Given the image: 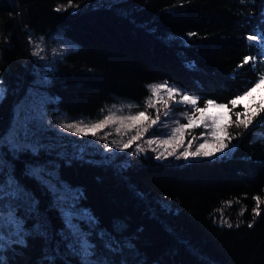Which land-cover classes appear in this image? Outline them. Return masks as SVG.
<instances>
[{"label": "trees", "instance_id": "obj_1", "mask_svg": "<svg viewBox=\"0 0 264 264\" xmlns=\"http://www.w3.org/2000/svg\"><path fill=\"white\" fill-rule=\"evenodd\" d=\"M68 3L0 0V86L6 89L0 97V134L12 127L17 106L38 86L51 97L48 103L71 119L93 117L116 99L140 101L147 86L161 80L196 94L200 104L208 99L228 104V116L236 121L235 113L246 106L233 108L229 101L264 71L261 44L247 39L257 31L264 36V0ZM56 34L76 47L54 59L49 83H42L39 74L46 67L32 55L30 40ZM245 57L254 61L244 63ZM262 118L264 112L247 129L229 127L236 146L230 155L174 165L130 149L115 157L95 152L98 161L78 159L74 148L55 145L51 131L39 132L41 144L50 148L15 157L7 152L6 172L38 204L33 211L27 200L19 203L25 244L12 243L0 256L6 264H79L60 235L67 232L66 201L95 218L94 224L84 218L74 223L89 234L97 255L115 264H264V126L256 123ZM29 164L58 172L54 183L68 189L61 204L57 194L28 175ZM257 196L260 215L254 216ZM109 238L119 244L114 252L104 246Z\"/></svg>", "mask_w": 264, "mask_h": 264}, {"label": "snow or ice", "instance_id": "obj_2", "mask_svg": "<svg viewBox=\"0 0 264 264\" xmlns=\"http://www.w3.org/2000/svg\"><path fill=\"white\" fill-rule=\"evenodd\" d=\"M243 3L244 0H241ZM69 7H72V0H69ZM56 11H60L61 8L57 7ZM66 10V9H65ZM190 35H195V33H190ZM249 41H254L257 39L256 35H249L247 37ZM264 39V36L261 37ZM31 42V41H30ZM38 50L33 51V56H40V52L43 49L39 44L36 45ZM43 59V57H40ZM250 60L254 61L253 57H245L244 63H248ZM240 65L239 67H242ZM52 66L47 65L46 70L39 75L42 77V83H49L48 75L52 71ZM264 84V71L258 73L256 79L252 82L249 87H246L241 94L235 96L231 99L229 103L235 108L239 101H243L245 97H251L252 93L260 86ZM151 93V96L146 99L145 104L147 107H155L157 103L160 102L161 92L167 93L169 99H173L176 95H180V100L178 103L190 105L191 108L184 112L183 115L187 118V123H181L177 127L173 128L171 133L168 134V139L159 141V144L164 148L163 151L159 152L155 156L156 160L168 159V157H174L176 160L183 159L185 161L189 159L196 158H210L215 156L217 153H224L225 149L230 147L231 139L235 138L230 135L228 129L230 126L235 124L237 127L243 126L245 129L249 125L253 124V118L264 112V98L261 99L260 103L255 106V110L251 107H245L244 111L235 113L237 120L232 121L231 117L228 116V104L216 103L214 99H208L205 101L203 107H198V102L201 99L196 95H190L187 93H181V90L175 86L169 85L167 82L160 84H151L147 86ZM6 94V89L0 86V95ZM38 95L34 90H29V95ZM166 104V102H165ZM19 111L17 112L14 123L10 129L0 134V252H3L10 244L18 243L25 244V236L28 233L24 230L23 220L18 217L17 209L19 203L22 201H28V208L35 211V207L38 204L35 197L31 192H25L21 187L20 183L17 181L15 176L11 171L6 172L7 162V152H11L15 157L18 153H24L30 151L32 154H38L41 148L48 149L51 145L41 144L38 133L43 131L39 124H33L38 118L33 115L35 106L33 105L32 112H23V104L17 106ZM129 109L136 107L135 105H127ZM228 111H225V110ZM216 110V111H213ZM103 111V110H102ZM115 106L113 109L109 110V114L105 115L102 119L95 122L89 121L85 123L83 120L78 123H62L60 128L68 132H73L79 136H96L98 131L103 130L110 124H119L121 127H125L128 130L137 129L136 134L132 135L127 142L123 143L122 149H128L137 140L142 138L144 133H147L149 129L157 125L160 121V115L157 114L155 118H151L146 111H138L134 114H129L127 116L116 115ZM159 111V110H157ZM199 114L198 116L196 114ZM169 113L166 112L165 115ZM241 117H243L241 119ZM257 126H264V118L258 120ZM167 126V125H165ZM203 126L204 129L210 131L202 132L200 138L202 142L192 150V141H189L185 147L184 135L186 130ZM142 129V131H141ZM121 128L116 129L120 132ZM210 137V139H204V137ZM197 137L193 136L192 140H196ZM228 141V142H226ZM146 143L151 148L152 145L157 144L158 141L155 139H148ZM236 146H232L233 150ZM183 148V151L180 149ZM144 149L138 147L137 152H143ZM152 151H156L152 148ZM80 154L74 158L82 159L84 148L80 146ZM61 155L66 156V153ZM230 155V153H229ZM127 165H121V167H126ZM27 173L30 176L35 177L42 185L46 186L52 193L58 195L56 201L57 204H61L63 201L64 192L67 191V185L60 184L59 186L55 181L59 180V174L57 171L49 170V168L43 164H29ZM75 200V197L73 198ZM257 202V206L253 209L254 216L260 215L259 205L261 203L260 197H254ZM64 202V207H62V215L64 217V223L67 228V232H61L60 235L64 242V247L67 253L71 256L78 257L79 264H115L107 258H103L97 255V246L91 242L89 234L83 231L74 220L84 218L89 221L90 224L96 223L95 218L91 213L87 211L78 212L73 204H68ZM244 210L242 209L239 213L243 216ZM222 222L227 225V227H233L232 223L224 220ZM253 224L249 223L248 227H252ZM239 227V223L236 224ZM40 226H37V231H39ZM47 236V232L42 233ZM103 238V236H102ZM115 245V246H114ZM109 251H116L119 247L118 242L109 238L105 241L104 245ZM57 254H59V246L56 249ZM0 264H6L3 256H0ZM55 264V261H52ZM67 264V262H66Z\"/></svg>", "mask_w": 264, "mask_h": 264}, {"label": "rangeland", "instance_id": "obj_3", "mask_svg": "<svg viewBox=\"0 0 264 264\" xmlns=\"http://www.w3.org/2000/svg\"><path fill=\"white\" fill-rule=\"evenodd\" d=\"M254 35L257 36V39L254 40L257 43L259 42L262 46V55L264 56V39H261V34L257 31L254 32ZM31 52L38 50L36 48V45L39 44L40 47L43 49V51L40 52V56H34L38 60L39 63L42 64V66L46 67L47 65L53 66L54 59L57 58V56H61L63 53H66L68 50L73 49L76 47V43L69 38L61 35H37L31 38ZM43 57L41 59L40 57ZM166 81H155L151 82V84H160L164 83ZM169 84V83H168ZM169 85L175 86L178 89H180L178 86L170 83ZM181 90V89H180ZM34 92L38 93V95H29L27 99L22 102L23 104V112L21 115L25 113L32 112L33 105L35 106L34 112L32 113L35 115L38 119L36 121H33V124H39L43 131H51L55 138H51V140L54 141L55 145H61L65 144L71 149L74 148L75 155H79V149L80 146H83L84 152H83V158L82 159H89V160H97L96 153L97 152L100 156H105L107 153L110 155V157H115L118 153L125 151L126 149H122L123 143L127 142V140L132 136L136 134L137 129L128 130L125 127H121L119 124H110L108 127L104 128L101 131H98L96 136H79L76 135L73 132H68L66 130H63L60 128V125L62 123H78L79 121L83 120L85 123H88L89 121L95 122L99 119H102L105 115L109 114V110L113 109V106H115L117 116H127L129 114H134L138 111H146V114H149L151 118H155L157 114L160 115V121L157 125L152 126L147 133H144L142 135V138L140 140H137L135 143L132 144L128 149L134 151L137 156H140V154L146 155V156H152L155 159V156L159 154V152L163 151L164 148L159 144V141H162L164 139H168V134L171 133L172 129L177 127L181 123H187V118L183 115L184 112L188 111L191 106L187 104L178 103L180 100V95H176L173 99H169L167 96V93L162 91L161 92V98L160 102L156 104L155 107H147L145 104V101L147 98L151 96V93L149 91V88L147 90V95L140 101H133L129 99H116L114 102L108 103L100 109V111L93 117L89 116H78L76 118L68 119L63 113L58 112L55 105L48 103L50 101V98H47L45 94H43L44 90L42 87L38 86ZM181 93H187L190 95H193L191 93L181 91ZM196 95V94H194ZM197 96V95H196ZM1 97V95H0ZM264 98V84L260 86V88H257L253 93L251 97H245L243 101H239L238 103L243 104L246 107H251L254 109V107L260 103L261 99ZM166 102V104H165ZM216 103H220L217 102ZM127 105H135L136 107L129 109L126 106ZM198 107H203L204 104H200L198 102ZM103 110V111H102ZM159 110V111H157ZM19 109L17 110V112ZM216 111V110H213ZM227 111V109L225 110ZM168 112V115H165V113ZM199 115L198 113L196 114ZM14 123V122H13ZM167 125V126H165ZM120 127V132H117L116 129ZM57 134H56V132ZM142 131V129H141ZM210 131V129L206 130L203 128V126L188 129L185 132L184 135V141H185V147L187 146L189 141H192V150L195 149L196 146H198L199 143L202 142V139L200 138V134L202 132ZM196 136V140H192V137ZM148 139H155L158 141L157 144H154L149 147V145L146 143ZM204 139H210V137L205 136ZM97 141H102L104 146L99 148L97 146H93L97 143ZM228 142V141H226ZM234 145V142L230 141V147L228 149H225L224 153H217L215 156L210 158H218L221 155H229V153L232 151V146ZM235 146V145H234ZM143 148V152H137V148ZM152 148H155L156 151H152ZM180 151H183V148L180 149ZM59 153V154H58ZM57 155L60 156L61 153L58 152ZM74 154L72 156H75ZM71 156V155H70ZM71 156V157H72ZM201 159V158H196ZM196 159H189L187 161L196 160ZM156 160V159H155ZM160 162L165 161L168 164L174 165V164H183L187 161L180 159L176 160L174 157H168V159H162L159 160ZM68 190V189H67ZM71 198V197H70ZM73 198V196H72Z\"/></svg>", "mask_w": 264, "mask_h": 264}]
</instances>
